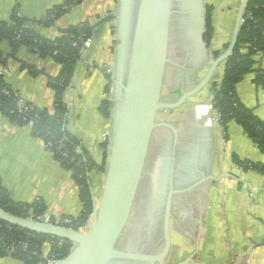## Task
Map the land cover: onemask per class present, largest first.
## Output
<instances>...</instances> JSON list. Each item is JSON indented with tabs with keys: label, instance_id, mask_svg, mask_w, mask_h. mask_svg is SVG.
<instances>
[{
	"label": "crops",
	"instance_id": "0c3cea01",
	"mask_svg": "<svg viewBox=\"0 0 264 264\" xmlns=\"http://www.w3.org/2000/svg\"><path fill=\"white\" fill-rule=\"evenodd\" d=\"M67 1L0 0V23L10 21L17 10L28 20V28L42 39H55L58 30L83 23L94 28L91 46L81 53L65 101L69 111L67 131L97 163H102L103 145H109L112 122L101 115L100 106L113 96V91L109 96L106 94V86L107 71L111 69L114 74L116 69L119 0H82L60 16L55 26L44 25L42 20L47 14ZM243 1L205 0L206 7L212 8L214 32L207 43L209 60L195 74L198 80L205 76L216 54L219 56L228 49ZM0 50L7 59L0 65V75L20 94L22 102L52 111L56 97L49 76H58L61 65L27 47H21L11 57L8 40H0ZM255 61V68L264 70V53L257 55ZM225 65L226 61L218 67L217 79L222 78ZM256 78L255 72L246 75L238 86V95L264 120V89L257 85ZM211 96L209 87L172 113L176 120L172 124L188 136L187 145L183 143L177 157L184 155L185 165L193 171L199 167L207 180L194 184L203 186V191L188 194L192 203L182 209L179 205L174 208L176 235L172 240L184 251V258L176 261L194 255L197 264H264V174L246 170L233 160L236 155L241 160L264 165V153L236 122L229 124L227 136H223L219 114L209 104ZM104 175L91 174L97 200L102 193ZM0 182L15 203H43L50 222L57 218L77 219L83 211L72 172L55 159L42 139L32 135L30 127L12 123L1 112ZM184 232L192 235L190 244L181 241ZM0 264L23 263L8 256L0 257Z\"/></svg>",
	"mask_w": 264,
	"mask_h": 264
},
{
	"label": "water",
	"instance_id": "95a60500",
	"mask_svg": "<svg viewBox=\"0 0 264 264\" xmlns=\"http://www.w3.org/2000/svg\"><path fill=\"white\" fill-rule=\"evenodd\" d=\"M248 2L244 0L240 6L228 49L215 57L205 76L198 80L197 73L209 60L205 0H119L116 69L113 96L109 99L113 103L112 134L98 200L90 182L94 209L89 223L85 224L87 231L16 216L1 207L0 220L71 242L70 253L53 264H168L173 209L192 203L188 194L203 191V186L194 184L207 181L199 167L189 171L184 163L186 157H177L183 135L172 124L176 120L171 115L212 86L218 67L237 45ZM178 58H182V63ZM172 70L178 78L173 88L178 90V95L168 99L165 87ZM161 134L165 141L157 156L155 146ZM184 138L186 146L188 136L184 134ZM162 159L166 166L158 173L151 172L154 163ZM184 168L186 171H181ZM154 181H157L155 190ZM154 192L158 198H154ZM144 218L149 225L162 224L158 253L139 249L142 237L133 236L136 231L143 235L140 227L145 223ZM177 264L197 263L191 255Z\"/></svg>",
	"mask_w": 264,
	"mask_h": 264
},
{
	"label": "trees",
	"instance_id": "16d2710c",
	"mask_svg": "<svg viewBox=\"0 0 264 264\" xmlns=\"http://www.w3.org/2000/svg\"><path fill=\"white\" fill-rule=\"evenodd\" d=\"M82 0H68L52 11L42 20L46 26H55L58 18L69 12ZM212 8L207 7V43L213 35L211 24ZM28 20L17 10L8 22L0 23V40L10 42L15 57L21 47H27L48 57L61 65L58 76H49V85L55 92L53 110L41 109L31 103H23L20 94L6 83L0 75V112L12 123L28 126L33 136L44 141L55 159L72 172L73 180L79 189L83 211L79 218L64 224L77 230L84 227L93 213V195L91 189V174H104L108 143L103 145L104 159L97 163L90 153L81 145L80 141L67 131L68 106L65 101L76 66L81 58L83 44L92 38L94 28L89 24H80L68 30H58L55 39H42L27 26ZM264 53V0H249L242 20L237 45L226 60L225 71L219 82H213L211 93L213 109L219 114V124L227 136L229 124L236 122L257 148L264 153V120L255 115L238 95V86L246 75L256 73V83L264 89V70L256 69L255 57ZM218 55L216 54V57ZM7 62L0 50V65ZM113 91V77L107 75L106 94ZM113 103L106 99L100 106L101 115L110 119ZM225 136V137H226ZM234 163L246 170H254L264 174V165L250 160H241L234 156ZM0 207L7 212L21 217L31 214L41 216L45 213V205L41 202L33 204H19L12 201L6 189L0 182ZM56 222V221H52ZM51 243L50 254L62 259L66 257L73 244L68 240L58 239L45 234L27 231L17 226L8 225L0 220V257H13L23 264H39L43 256V244ZM14 252H11V249Z\"/></svg>",
	"mask_w": 264,
	"mask_h": 264
},
{
	"label": "flooded vegetation",
	"instance_id": "af4514ba",
	"mask_svg": "<svg viewBox=\"0 0 264 264\" xmlns=\"http://www.w3.org/2000/svg\"><path fill=\"white\" fill-rule=\"evenodd\" d=\"M136 12H134L133 13V16H134V14H135ZM181 55H182V53H181ZM178 60H180V61H178V62H180V63H182V58H178ZM175 70L176 69H178V68H174ZM175 70H172V72H171V74H173V77H172V80H171V89H170V87H169V90H168V94H169V97L170 96H172V95H174V94H177L178 95V93H176V91H178V90H174L173 88L175 87V83L177 82V79L178 78H176V76H175ZM182 84V82L180 83V85ZM179 85V86H180ZM169 97H167L168 99H169ZM171 117L173 118L174 116L173 115H171ZM191 128V127H190ZM186 129H189V126H186ZM182 133H184L183 131H182ZM185 134V133H184ZM166 136V135H165ZM169 138V137H168ZM167 138V139H168ZM181 139V141H182V137L180 138ZM165 141V138H164V136L161 134V136L160 137H158V140H157V145L155 146L156 147V152H155V154H157V156H159V152H158V150H159V148H160V145H161V143H163ZM169 142L172 144V142H173V134H172V136H170V138H169ZM186 142V140H184V135H183V143H185ZM187 142H188V140H187ZM190 144H191V142H190ZM163 156V155H162ZM163 159H162V162H160V161H156L155 163H154V165H153V167H152V169H151V172H154V171H156V173H158V171H159V169L160 168H163ZM166 165H164V167H165ZM181 171H186V169L184 168L183 170L181 169ZM189 171H192V169L191 170H189ZM177 172H178V174H180V170L179 169H177ZM155 173V172H154ZM175 178H176V176L174 175L173 176V179L175 180ZM156 184H157V181H156V183H155V181H154V186H153V189L155 190V187H156ZM148 191L150 192V191H152V186L150 185L149 186V188H148ZM152 195H155L154 196V198H158V194L156 193V192H154ZM155 201L154 202H157V200L156 199H154ZM173 214H174V209H173ZM175 215V214H174ZM174 218H175V216H174ZM145 219V223H143L142 225H141V227H140V230H141V232L143 233V235L142 234H140L139 232H134L133 234V236H140V237H142V242H141V244H140V246H139V249H141V248H143L144 250H146V251H149V252H156V253H158L160 250H159V247H158V243H159V237L161 236V228H162V224H159L158 225V223H155L153 226L152 225H149L150 223H149V221L146 219V218H144ZM151 229H150V228ZM144 229H145V231H144ZM176 231V226H175V224H174V219L172 220V222H171V233H172V237L174 236V235H176L174 232ZM184 236H181V238H182V240L181 241H184V243H186V244H190V240H192V235L191 234H186L185 232L184 233H182ZM185 236H191V238H185ZM139 239H141V238H139ZM185 239V240H184ZM176 245H175V243H173V240H172V247H171V251H170V253H169V255H168V257H167V259H166V262L168 263V264H177L178 262L176 261V255H175V251H176ZM180 249H183V247H181Z\"/></svg>",
	"mask_w": 264,
	"mask_h": 264
},
{
	"label": "built area",
	"instance_id": "2783aa9c",
	"mask_svg": "<svg viewBox=\"0 0 264 264\" xmlns=\"http://www.w3.org/2000/svg\"><path fill=\"white\" fill-rule=\"evenodd\" d=\"M91 43H92V38H88L87 40H85V42H84V44H83V49H82V51H81V53L85 50V49H87L88 47H90L91 46ZM81 59V58H80ZM107 73L108 74H111V75H113V72H112V70L111 69H109L108 71H107ZM220 81V79H217V75L214 77V79H213V82H219ZM212 99H213V96H211V99H210V102H209V104L212 106ZM213 107V106H212ZM27 218H31V219H35V220H38V221H41V222H50V220H51V218H50V216L49 215H46V213L45 214H43V215H41V216H35V215H33V214H31L29 217H27ZM56 223H59V224H62V223H64V224H70L71 223V221L70 220H62V219H56ZM80 231H83V232H85V231H87V228L86 227H82V228H80L79 229ZM50 248H51V243L49 242V241H47V242H45L44 244H43V256H42V261L39 263V264H53L54 263V261H56V260H58L59 258H57L55 255H53V254H50ZM15 250L12 248L11 249V252H14Z\"/></svg>",
	"mask_w": 264,
	"mask_h": 264
},
{
	"label": "rangeland",
	"instance_id": "374dc122",
	"mask_svg": "<svg viewBox=\"0 0 264 264\" xmlns=\"http://www.w3.org/2000/svg\"><path fill=\"white\" fill-rule=\"evenodd\" d=\"M216 74H217V72H216ZM172 77H173V75L171 74L170 76H169V81H168V83L166 84V87H165V96L166 97H169V94H168V90H169V87H170V85H171V80H172ZM169 82H170V85H169ZM225 135V133H223V136ZM226 136V135H225ZM226 139V138H225ZM225 141V140H224ZM225 143H226V141H225ZM175 255H176V258H178V260H181V259H183L184 258V251L182 250V249H180V248H176V251H175ZM10 257V256H9ZM13 258V257H12ZM194 261H195V259H194ZM178 262V261H177ZM180 262V261H179ZM178 262V263H179ZM196 262V261H195Z\"/></svg>",
	"mask_w": 264,
	"mask_h": 264
}]
</instances>
